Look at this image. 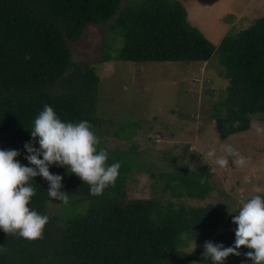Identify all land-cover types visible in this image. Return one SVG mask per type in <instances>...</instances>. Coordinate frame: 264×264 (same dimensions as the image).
<instances>
[{
  "label": "trees",
  "instance_id": "1",
  "mask_svg": "<svg viewBox=\"0 0 264 264\" xmlns=\"http://www.w3.org/2000/svg\"><path fill=\"white\" fill-rule=\"evenodd\" d=\"M120 2L0 0V149L19 151L21 164L31 167L25 159L26 143L39 148L31 128L44 105L52 106L62 121L86 120L91 126L98 122L93 114L98 77L91 65L70 60L66 44L75 41L85 25L110 20L108 27L120 45L111 56L105 50V60L206 62L215 51L188 23L179 0H139L119 7ZM216 50L226 85L207 115L218 137L226 138L245 131L251 119L264 120V15L225 33ZM27 55L30 60H25ZM237 120L239 127H233ZM116 162L121 167L115 185L99 196L66 166L52 165L50 173L63 177L67 204L52 200L48 183L34 177L36 194L29 207L49 217L43 238L28 241L0 230V246L8 249L0 254V264H213L203 255L206 241L226 248L234 244L236 228L216 233L224 213L215 203L183 205L172 200L203 199L212 189L205 167L202 172H161L166 198H130L125 191L130 164L117 154L108 155L109 165ZM47 202L64 205L65 213L48 215ZM191 242L201 247L178 254ZM237 251L239 256L230 255L222 264H251L246 258L250 249Z\"/></svg>",
  "mask_w": 264,
  "mask_h": 264
},
{
  "label": "rangeland",
  "instance_id": "2",
  "mask_svg": "<svg viewBox=\"0 0 264 264\" xmlns=\"http://www.w3.org/2000/svg\"><path fill=\"white\" fill-rule=\"evenodd\" d=\"M139 0H121L119 7ZM186 20L214 46L206 62L145 61L104 59L116 53L120 38L104 24H87L75 41H66L70 60L91 65L98 77L93 114L97 123L92 130L100 139L98 148L108 155L117 154L130 164L126 176L127 197H167L161 190V172L180 169L209 173L212 189L203 199L172 200L183 205L215 203L224 213V224L216 233L237 226L232 223L242 204L264 194V134L257 135L251 119L245 131L220 138L207 113L226 85L218 63L216 45L225 33L238 31L264 15V0H179ZM134 122V123H133ZM124 126V127H120ZM35 145L39 147L38 139ZM221 145H231L245 156L244 167L232 164L220 168L206 158ZM48 215L62 216L64 205L46 203ZM201 245L191 242L178 254L191 252ZM192 264H196L195 262Z\"/></svg>",
  "mask_w": 264,
  "mask_h": 264
},
{
  "label": "clouds",
  "instance_id": "3",
  "mask_svg": "<svg viewBox=\"0 0 264 264\" xmlns=\"http://www.w3.org/2000/svg\"><path fill=\"white\" fill-rule=\"evenodd\" d=\"M30 59V55L25 56V60ZM239 125L238 120L232 124L233 127ZM255 132L264 134V127L259 122H255ZM31 137L33 141L38 138L39 144V148L31 141L24 145L25 159L31 167L16 159L19 151L0 149V230L6 235L36 241L43 238L49 217L29 207L36 194L31 183L34 177L40 176L48 183L47 193L52 200L67 204L69 195L61 191L63 177L50 173L52 165L66 166L71 174L89 185L92 195L99 196L106 188L115 185L121 164L107 163V150L98 148L100 139L88 121H62L50 105H44L36 116ZM221 151L226 155L217 157L216 149L211 148L206 152V158L214 160L220 168L228 167L229 157L237 167L248 163L247 158L231 145H221ZM232 223L237 226L234 244L226 248L206 241L203 255L213 264H222L230 255L239 256L237 250L245 247L251 250L246 253L251 264H264V197L256 195L244 202ZM7 251L6 246H0V254Z\"/></svg>",
  "mask_w": 264,
  "mask_h": 264
}]
</instances>
